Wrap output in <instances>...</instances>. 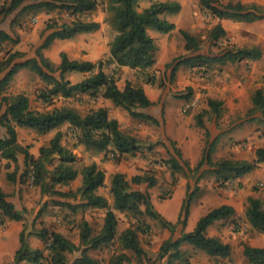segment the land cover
<instances>
[{"label": "trees", "instance_id": "obj_1", "mask_svg": "<svg viewBox=\"0 0 264 264\" xmlns=\"http://www.w3.org/2000/svg\"><path fill=\"white\" fill-rule=\"evenodd\" d=\"M142 0H107V12L110 14V24L115 34L109 43L106 60L100 59L93 63L89 60L71 59L66 52H60V60L56 67H52L49 59L44 57L42 49L47 48L54 39L70 38L81 32H91L99 27V22L84 18L85 14L93 10L96 0H9L7 5L0 7V13L7 15L13 11H39L62 9L70 21L47 23L45 31L41 35V42L34 50V56L23 58V53L14 50L0 61V157L5 158L6 167L10 162L14 164L12 173L6 176L9 180H16L19 169L18 154H23V161L27 170L32 175V183L39 187L41 193L49 195L79 197L81 205L86 207L105 208L104 221L101 230L97 234H91V227L85 220L79 235V243L75 244L57 231L41 228L37 235L46 243L51 264H69L67 253L80 252L70 264H99L88 254L90 249H95L102 244L110 243L116 236L117 216L114 210L131 214L137 220L146 215L167 228L171 235L159 245L154 262L159 264H191L192 253L180 248L182 243H188L195 249L205 251L213 258H225L231 254V246L218 236H210L206 233L208 226L215 221L226 219L234 213V208L228 204H222L209 209L199 216L192 231L181 232L178 237H173L177 224L182 226L189 213V205L192 192H189V183L186 184V195L182 200L179 214L175 222L167 220L153 205L151 196L147 190L156 183V177L152 174H135L126 178L122 172H116L110 179L109 191L112 196V206L105 196L96 193V189L104 186L105 173L92 163L81 169V185L75 190L66 191L55 188L56 185H68L77 175L78 170L72 166L76 160L72 150L61 143L62 133L60 126L67 124L71 127L76 144H81L87 149L97 151L105 150L112 146L113 157L119 159L122 155L134 154L139 149L136 137L125 134L119 127L118 120L110 117L104 107L89 109L84 114L72 107H53L50 110L39 111L30 107L28 97L22 93L5 94L10 80L15 73L24 67L33 71L45 87L38 92L41 101L52 104L54 98H69L79 95L89 97H102L110 99L115 106L122 107L128 115L141 120L159 124V120L148 112L140 111L154 104L149 99L144 89L130 81H126L121 88L116 79L107 75L104 65L127 66L140 71L150 69L156 61L157 46L149 29L159 32H168L174 25L167 15L178 12L181 8L178 0H150L149 4L141 7ZM201 5L212 17L229 18L235 21L252 22L264 18V6L255 3L245 5L239 1L220 3L217 0H200ZM185 40L184 48L189 52L199 50L198 39L184 30H180ZM211 42L216 44L220 39L227 40L226 31L220 24H215L208 34ZM15 40L8 33L0 29V43L5 40ZM261 56L259 46L225 47L219 54H183L174 57L166 63L171 66L170 73L174 75L177 67L185 64L191 68L198 67L201 75L208 74L214 63L223 65L226 62H234L242 59H258ZM56 71L58 75H56ZM78 71L88 75L77 82H71L66 74ZM188 93L179 95L189 97ZM252 107L250 112H264V86L256 88L251 95ZM209 110L196 115V124L203 129L206 138L203 154L199 161L190 167L181 159L180 151L173 147V153L169 157L160 159L159 164L165 165L170 170L171 183L176 180L175 173L196 172L194 182L197 183L201 176V168L208 166V171L215 175L218 182L224 183L232 178L242 176L257 168L264 162V146L255 149L253 160H238L220 158L211 159L212 141L208 142L210 135L205 126L203 116L212 113L217 117L221 110V101L208 98ZM27 127L38 134H46L56 130L49 139L47 145L38 148L37 157H33L27 150V146L21 145L17 140L16 127ZM26 173V172H25ZM24 173V174H25ZM146 183V189L134 187ZM7 194L0 189V215L19 221L24 219L21 211L15 209L13 202L7 199ZM56 204L69 202L56 201ZM245 217L251 228L264 233V205L257 197H247ZM140 222V221H139ZM140 224L125 228L119 235L121 247L129 249L135 257L142 260L145 253L138 241ZM30 233L25 226L18 233V247L14 251L10 264H41L43 250L39 247H31L28 241ZM243 255L249 264H264V246L243 245ZM165 260L164 263L161 261ZM129 261L126 253H118L113 256L111 264H124Z\"/></svg>", "mask_w": 264, "mask_h": 264}, {"label": "rangeland", "instance_id": "obj_2", "mask_svg": "<svg viewBox=\"0 0 264 264\" xmlns=\"http://www.w3.org/2000/svg\"><path fill=\"white\" fill-rule=\"evenodd\" d=\"M178 1L181 3V8L179 11H199L202 12V16L206 11L201 5L200 0ZM217 1L220 3L239 1L245 5L255 3L259 6H264V0ZM8 2L9 1H5L4 4L7 5ZM149 2L150 0L140 1V8L148 5ZM106 8L107 0H96L95 8L86 13L84 16V18L90 20L92 17H98L101 21L100 29L94 34L93 38L98 42V52L102 53L101 59L104 60H106L108 56L104 50L109 46L112 36L115 34V31L110 24V14L107 12ZM49 14L50 16L48 17V23L59 24L62 22H68L71 19V17L68 16L64 10L58 8L50 10ZM17 21L18 18L15 22ZM250 25L251 24H241L240 26L239 24L234 27L235 31L233 32V35L241 43L242 41L243 43H249L250 39L254 36V27L252 28ZM260 29L261 33L259 36L262 43L261 46L264 47V18L260 20ZM4 49L6 48L4 47ZM157 50L158 52H156V61L161 63L160 65H163L165 60L172 59L175 54H178L179 49H176L174 53L171 52L170 54L168 53L169 48L163 44L159 45ZM76 52L78 53L77 49L75 52L74 50H69L68 56L70 58H73V56H78V54H75ZM59 54L60 51L51 50L49 57L51 59L53 68L57 66L60 60ZM83 54H85V52L81 49L80 55ZM2 59H4L3 55L0 54V61ZM115 67L116 66L113 64H106L104 65V70L107 75L116 79L118 82L117 85L121 88L124 86L125 82L128 81V78L132 79L130 81L132 83L134 79L133 77H137L138 75L137 72L144 76L142 80L151 81V78H154L147 69L143 71L136 70L134 73H128L127 71H120ZM162 67H164V69L159 70V78L157 82L154 84V80L152 81V85L154 87L149 91L150 93H160L157 103H155L156 106L157 104L159 106L162 95H165L164 99L169 97L171 99L177 100L183 98L179 95L188 93L187 85L176 84L175 78L170 73L171 66L165 64ZM194 69H196L195 72L199 77H211L210 71L207 72L208 74L203 76L198 70V67H195ZM258 69L264 70V67L260 65ZM56 75H58L57 71ZM84 75L85 73L73 71L67 73L66 77L71 82H77L80 81ZM240 82L241 84H238L237 87H242V89L245 91V94H247L253 91L257 86H264V74H257L253 79L251 77L247 79L246 77L245 81ZM136 84H138V82ZM234 86L236 85L234 84ZM44 87L45 83L41 81L34 72L31 70H26L18 72L15 75L10 85L4 90V93L15 94L19 90L28 97L30 107L34 110L45 111L50 110L53 107H72L78 110L81 114H84L89 110L90 97L84 95L73 96L69 98H54L52 104H47L41 101V99L38 97V92ZM191 92L194 93V91ZM204 98L205 97H193L189 98L187 103L183 101L179 107V112L184 115H188L191 112L189 109L192 106H189V104H191L192 101H194L195 105L198 106L197 111H200L202 109L201 105L205 103ZM245 102H247V96L242 97V109H234L231 112L226 110L214 121L212 113L204 114L203 120L210 129L208 142L212 141L213 143L211 146V159L213 161L220 158L251 161L255 157L256 147L264 146V112L258 110L250 112L248 107H246ZM161 104L163 106V103ZM158 106L155 110L156 113L159 112ZM124 114V117H120V129L132 131L134 134L132 136L136 137L138 140L139 149L134 154L125 155L119 159L114 157H108V159H111L113 162L121 160V162H124L127 167L133 166L135 162H140V164H138V166H136L133 171L125 172L126 178L128 179L133 176L135 170H138L140 174L145 173L158 175L155 185L148 188H150L151 193L153 194L152 202L155 208L165 218L168 220H173L177 215L179 200H181L183 196V187L176 186L173 193V186L176 184L179 176L185 177L189 180L190 187L188 191L193 193L190 204L197 202V200L200 198L206 197V205H203L204 207L202 209H200L199 206H194L191 210L192 213L189 220L194 221L196 217L199 218V216L206 213L209 209L220 205L223 201L229 200L233 205L234 213L228 216L226 219L217 221L215 224L210 226L207 231L208 235L218 236L222 241L230 244V256L225 258H213L205 251L195 249L191 252V264H249L248 260L242 253L243 245L249 244L253 246H264V233L253 230L247 222L244 213L245 207L247 205V197L249 196L259 198L262 202V205H264V162L260 163L259 166L255 168L251 175H249L246 179H238L236 177L224 183L217 181L210 185V188L206 193L200 192V187L194 182V177L197 175L196 172L184 173V171H178L175 173V182L171 183L170 170L165 165L159 164L160 159H163V157L158 155H153L152 157L148 156V152H152L157 146L160 147L161 141L158 139H160L162 136L165 137L163 132V123L159 121V124H155L151 121L131 117L125 110ZM123 118L130 120L127 121ZM194 126L196 127L197 125ZM254 127L257 128L254 129ZM59 129L62 133L61 143L71 150L73 149L72 147H74L75 150L73 149L72 151L76 155V158H78V151L80 150L79 147L81 144H76L71 127L67 124H64L60 126ZM223 129H226V131L227 129L229 131H233V136L229 138L224 136ZM55 132L56 130H52L46 134H38L35 130L28 128L17 133V140L21 145L27 146L29 153L36 154L38 153L39 146L47 145L49 139L55 134ZM165 139L167 145L172 150L170 142L166 137ZM34 154L32 155L34 156ZM5 163H7V160L0 157V189H2L10 197L16 196L18 198L17 204L20 202L23 205V202H29L28 205L22 206L25 216L24 219L17 221V223L21 225V228L25 226L26 231L30 233L28 236L30 246L37 247L40 245V248L43 250L41 264H51L49 252L45 247L46 243H44L43 240L37 235L41 228H47L50 231L63 230L69 234V239L75 240L77 244L79 243V235L83 220L89 223L91 227V234H97L100 232L102 227L101 220L103 210H96L95 213L92 214L87 210L86 206L81 205V200L78 196L67 197L57 194L49 195L41 193L39 187L31 183V172L30 170H27L23 161V154L21 153L18 154L19 169L15 175V181L9 180L6 176L8 173H12L14 164L10 162V167H6ZM72 166L77 170H80L84 166V162L78 158L72 163ZM205 167H207V165ZM210 176H214L213 179H215V175L209 173L208 169H205L201 172L200 177L208 179ZM76 184L77 182L72 181L68 185L73 186L75 190L78 187ZM132 185L137 187V185L133 183ZM105 187L106 186L101 187L100 191L103 194H108L109 197H112L110 191ZM55 188L66 191L67 185H56ZM56 201H63V203L69 202L71 206H67L66 204H56ZM200 205L202 206L201 203ZM114 211L117 216L115 239H113L110 243L102 244L98 248L90 249L88 254L96 259L99 264H111L113 256L121 252L126 253L129 256V261H125L124 264H159L158 261L154 262V259L156 258L159 245L166 238V233H168L167 228L165 229L159 224L158 221L146 215L140 217L139 220H137V218L131 214L119 212L117 210ZM14 221L15 220L0 215V235L7 232L4 238L8 241L6 248L0 253V256L3 255L1 257L3 259L10 256L13 248L18 243V235L12 228ZM136 223H142L140 224V228L138 230V241L145 253L142 260L137 259L131 250L122 248L119 241L120 233L127 227L135 226ZM178 231L179 228L174 229L176 234ZM78 252L79 251L67 253L69 264L74 259L73 257L78 255ZM161 262L164 263L165 260H162Z\"/></svg>", "mask_w": 264, "mask_h": 264}, {"label": "crops", "instance_id": "obj_3", "mask_svg": "<svg viewBox=\"0 0 264 264\" xmlns=\"http://www.w3.org/2000/svg\"><path fill=\"white\" fill-rule=\"evenodd\" d=\"M5 1H9V0H0V6L3 5ZM49 12L50 11H47V10L45 11L39 10V11H20V12L13 11L12 13L7 14V15L0 13V29L5 31L13 39H15V40H12V39L5 40L4 42L0 43V49H1L0 54L3 55V58H5L8 55V53L14 50L22 52L23 58L33 57L35 48L41 42V35L42 34L45 35L47 33V31H45V27H46V24L48 23L47 22L48 17L50 16ZM17 18H18V21L15 22ZM167 18L174 25V27L171 30H169L168 32H159L156 30L149 29L148 32L153 37L157 48L159 45L164 44L169 48L168 53L170 54L171 52L174 53L176 49H179L178 54H175L173 58L176 57L177 55L179 56L180 54H188V55L196 54V53L219 54V52L222 49H224L226 46L229 47L232 45L236 47H252L256 45V46H259L261 49V56L258 59H254V60L253 59H242V60H238L234 62H226L223 65H219L218 63L212 64L209 69L210 76H211L210 78H205L202 76L199 77L198 74H196L195 72L196 69L191 68L185 64L179 65L173 75V77L176 80V84L178 85L185 84L188 87H190L191 91H194V93L191 92V95L189 97H183L182 99H177V100L171 99L169 97L164 99L165 95H162L159 106L157 104L159 108L158 113H156L155 111L157 109V106L155 103H157L160 93L159 92L150 93L149 91L154 87L152 85V81L154 80L153 83L155 84L159 78V70L160 69L163 70L164 67L162 66L168 63L169 60L171 61L173 58L165 60L163 62V65H160L161 63H158V61H155L154 65L150 69H148V72L151 74V76L154 77V78H151V81L142 80L144 76L141 75L139 72H137L138 74L137 77L136 76L133 77L134 79L132 83L136 84L138 82V85H140L144 89L149 99L154 102L153 105L147 108H142L140 109V111H145V112L150 113L155 118H157L159 121H161V123H163V129H164L163 132L165 134V137L170 142L171 148H172V150L169 148V146L167 145V142L165 141L166 140L165 137L162 136L160 137V139H158L161 141L160 147L157 146L154 148L152 152H148V156L152 157L153 155H158L163 158H167L169 157V153L170 154L173 153V147H175L180 151L181 159L186 161V163L190 167H193L199 161V159L201 158L203 154V149H204L205 140H206L203 134V129L196 124V115L199 112L209 110V107L207 105V99L211 98V99L221 101V110H220V114L218 117H220L223 114V112L226 110L231 112L234 109L236 110L238 108L240 109L242 106L243 96H247V102H245L246 107H248V109L252 107L251 95L256 88L261 87V86H257L256 88H254L253 91L245 94V91L242 89V87H237V85L241 84L240 81H245L246 77L247 79L249 77L253 79L254 76H256L257 74H264V70L258 69L260 65L264 67V47L261 46L262 43H261L260 36H259L261 33V29H260L261 19L255 20L252 22L234 21L229 18L212 17L210 13L206 11L203 14V16H202V12H199V11H178L174 14L167 15ZM91 20L99 22V27L96 30L91 31V32H81V33L75 34L74 36L70 38L54 39L47 48L42 49V53L44 57H46L47 59L51 61L49 57L51 54V50H58L60 52L64 51L68 55L69 50H74L75 52V50L77 49L78 53L76 52L75 54H78V56H73V58L71 59L89 60L93 63L101 59L102 53L98 52L99 51L98 42L93 38L94 34L100 29L101 21L98 17L97 18L92 17ZM215 24H220L225 29L226 38H227V40H224V39L218 40L216 44L211 42V40L208 37L210 29ZM239 24L240 26L241 24H251L250 27L256 28V29L253 28L254 36L250 39L249 43H243V41L241 43L240 41L236 39V37H234L233 35V32L235 31L234 27ZM180 30H184L188 32L190 35H193L198 39L199 41L198 51L189 52L188 50L184 48L185 40L183 39V36L181 35ZM4 47L6 49H4ZM81 49L82 51L85 52V54L80 55ZM108 50H109V46L104 50L106 52V55H108ZM156 52H158V50ZM115 68L119 69L120 71H125V72L127 71L128 73H134L136 70H138L136 68H129L127 66H116ZM26 70H30V69H28L27 67L21 68L15 73V75L18 72L26 71ZM15 75L13 76V78L15 77ZM87 75L88 74L85 73L83 78L86 77ZM13 78L10 80L9 85L12 82ZM131 80L132 79L128 78V81H131ZM116 83L118 82L116 81ZM234 84L236 86H234ZM19 92L20 91L18 90L17 93ZM84 96L89 97L88 95H84ZM193 97L195 98L205 97L204 98L205 103L201 105L202 109L200 111H197L198 106H196L194 101H192L191 104H189V106H192L189 109V111L191 112L188 115H184L180 113L179 107L183 103V101L187 103V100ZM89 100H90L89 109H96L99 107L106 108L109 116L116 118L118 120L119 127L121 126L120 117H124L125 115L124 109L122 107L115 106L110 99L102 98L100 96L95 97V98L90 97ZM161 103H163V106ZM218 117L213 114V121L216 120ZM123 119H126V118H123ZM126 120L129 121L130 119H126ZM204 124L208 128L205 121H204ZM194 125H197V126L195 127ZM255 128L257 127H254V129ZM25 129H28V128L19 127V126L16 127L17 133ZM208 130L210 133L209 128ZM122 131L125 134L134 135L132 131H128L126 129H123ZM223 131H224L223 133L224 136H226L227 138L233 136V131H229L228 129L227 131L226 129H223ZM40 146H43V145H40ZM72 148L74 149V147ZM79 148L80 150L78 151V156H79L78 158L84 162V166L94 163L99 169L104 171L105 173L104 186H106L105 188L108 190L110 187V179L114 173L122 172L125 174L126 171H133V169L136 166H138V164H140V162L138 163L135 162L133 166L127 167L124 162H121V160H118L117 162H113L111 159H108V157H110V153H113L112 146H108L107 149L101 150V151L87 149L83 145H81ZM30 154L32 155L34 153H30ZM37 155L38 153L32 156L35 158L37 157ZM122 156H125V155H122ZM205 166L206 165H204L201 168V172L205 169H208V166L207 167ZM81 169L78 170V175L73 180L77 182L76 186L78 187L81 185V173H80ZM252 171L242 176H239L237 178L246 179L249 175H251ZM135 174H140V172L138 170H135L133 175ZM154 176L158 178V175L154 174ZM213 178L214 176H210L208 179L203 178V177L199 178L198 180L199 182H197V186L200 187L199 188L200 192L206 193L209 190L210 185L217 182V179L216 178L213 179ZM187 182L189 183V180L187 178L179 176V179L177 180L176 184L173 186V193H174L176 186H182L183 196H182V199L179 200V204H178L179 208L177 211V215L175 216L173 220H169L171 222H175L177 220V216L180 211L182 200L186 194L185 191H186ZM137 187L141 189H146V183L138 184ZM100 188L101 187L96 189V193L105 196L111 207L112 197H109L108 194H103L100 191ZM68 189L74 190V187L67 185V190ZM147 190L151 196V200H153V194L151 193L150 188H147ZM7 199L13 202V204L15 205V209L21 211L22 213H23L22 206L28 205L29 203L28 201H25L23 202V205L20 202L19 204H17L18 198L16 196H12V197L7 196ZM205 199L206 197L200 198L199 200L196 199L197 202H194L189 205V213L185 220V223L183 226L181 224L176 225L175 229L179 228V231L177 232V234L173 232V237H178L181 232H189L193 230L198 218L196 217L194 221L189 220L191 213H192L191 210L194 206L195 207L199 206L200 209H202L204 207L203 205H206ZM200 200H203V201H200ZM200 203L202 204V206L200 205ZM222 204H228L233 207L232 203L229 200L223 201L220 205ZM86 208L92 214H94L96 210L97 211L103 210L102 220H101V223L103 225L104 214H105L106 209L99 208V207H86ZM23 215L25 216L24 213ZM216 222L217 221H215L213 224H215ZM213 224H211L210 226H212ZM210 226H208L207 231ZM12 228L16 231L18 235L19 231L21 230V225L18 224L17 221H14ZM54 231L61 233L63 236L69 239V234L64 232L63 230H59V231L54 230ZM5 234H7V232L0 235V238L2 237L4 238ZM166 234L167 235L165 239H167L171 235L169 230H168V233ZM210 236H214V235H210ZM71 241L77 244L75 240H71ZM18 245L19 243H17V245L13 248L9 257L3 259L1 258L3 255L0 256V264H10L11 263L14 251L16 250ZM37 247L40 248V245H38ZM180 248L188 252H192L193 250H195V248L192 245L185 243V242L181 244ZM79 255H80V252H78V255H75L73 258H76Z\"/></svg>", "mask_w": 264, "mask_h": 264}, {"label": "bare ground", "instance_id": "obj_4", "mask_svg": "<svg viewBox=\"0 0 264 264\" xmlns=\"http://www.w3.org/2000/svg\"><path fill=\"white\" fill-rule=\"evenodd\" d=\"M7 244H8L7 239L3 237L0 238V253L6 248Z\"/></svg>", "mask_w": 264, "mask_h": 264}, {"label": "built area", "instance_id": "obj_5", "mask_svg": "<svg viewBox=\"0 0 264 264\" xmlns=\"http://www.w3.org/2000/svg\"><path fill=\"white\" fill-rule=\"evenodd\" d=\"M110 157H113V153H110ZM30 178H31L30 181H31V183H32V179H33V178H32V175L30 176Z\"/></svg>", "mask_w": 264, "mask_h": 264}]
</instances>
